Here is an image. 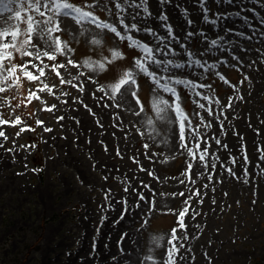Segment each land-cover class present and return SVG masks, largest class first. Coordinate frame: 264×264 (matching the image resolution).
<instances>
[{
	"label": "rangeland",
	"instance_id": "1",
	"mask_svg": "<svg viewBox=\"0 0 264 264\" xmlns=\"http://www.w3.org/2000/svg\"><path fill=\"white\" fill-rule=\"evenodd\" d=\"M95 2L89 10L122 33L121 17L164 37L162 44L133 33L163 48L158 59L183 65L150 70L206 87L173 85L187 116L182 141L174 107L161 114L154 107L174 97L143 74L139 103L130 91L110 97L107 86L141 55L114 33L62 18L56 35L71 51L55 60L16 55L13 63L46 67L38 81L22 78L0 92V118L10 121L0 124L7 136L0 137V264H166L173 244L175 264H264V0H148L151 16L122 12L117 0ZM13 16L0 12V24L17 23ZM165 24L177 39H168ZM112 50L124 58L106 70L84 65ZM45 84L51 91H40Z\"/></svg>",
	"mask_w": 264,
	"mask_h": 264
},
{
	"label": "snow or ice",
	"instance_id": "2",
	"mask_svg": "<svg viewBox=\"0 0 264 264\" xmlns=\"http://www.w3.org/2000/svg\"><path fill=\"white\" fill-rule=\"evenodd\" d=\"M160 3H165L167 0H159ZM16 4L17 7L14 10L12 5ZM98 4L95 2L92 4L77 5L71 0H0V12H13L14 16L11 19L17 21V23L11 25L10 27H5L0 24V92L7 91V87H17L21 85L22 78H26L29 81H38L41 76L45 75L46 66H37L28 60L21 64L13 63L16 55L21 57H29L39 60L41 55L47 57L49 60H55L56 54H63L65 51H71L68 47L67 42L63 41L57 33H61L64 29L61 27L62 18H68L75 22L77 26H83L84 24L94 25L96 28L101 30H108L114 33L120 40L127 41L130 48L136 49L141 55L134 58L133 68L125 69L122 74L119 75L117 80L107 87L110 90V97L115 99L117 96L123 98L126 92L131 93V96L136 98V102L139 103V98L137 92L139 89V84L137 82V76L143 74L149 78L157 88L162 89L164 92L170 93L174 97L173 105H169L167 100H158L154 107L158 114L164 113L168 107H174L176 115L179 117L180 122V138L183 141L185 139V121L187 116L180 106V97L177 93L176 87L173 85H183L187 88L195 90L197 87H206L204 84H197L193 80L189 79H174L171 76L165 77L158 75L155 70H150L152 65L160 68L163 65L162 71L166 72L168 67L174 66L180 68L182 64H173L172 60H160L157 58L158 53H163V48L156 47L155 49L151 47L148 43L143 42L141 39L136 38L133 33L143 31L153 37H155L162 44L164 42V37H160L151 28L141 29L138 27L137 23L133 22L131 24H126L124 18L121 17L119 23L123 26V33L118 30L114 24H110L100 17H98L94 11L89 9H94ZM116 7L122 11L126 12L128 8L142 9V11L147 15L151 16V12L148 8V0H117ZM207 12V9H204ZM33 13V14H30ZM139 13H135L131 16L133 21L136 20V16ZM185 15H187L185 13ZM39 17L37 19L36 17ZM162 21H167L168 17L161 14L159 17ZM207 20V17H205ZM189 24L192 21H188ZM211 23L215 24L216 21L213 20ZM23 25V27H21ZM166 31L168 33V39H177L172 31V26L165 24ZM189 37L193 35L192 33L187 34ZM34 39L44 41L50 50L41 51L37 50L38 45L34 43ZM222 39V38H221ZM94 44H100V40H94ZM213 46L219 45L220 40L214 39L211 41ZM31 49V50H29ZM171 51V50H170ZM190 55V54H189ZM123 54L119 50L111 51V58L104 57L103 60H85L84 65L88 68L94 70H106V65L115 62L118 59H123ZM68 63H73L72 60H68ZM195 64H200V61H194ZM29 65L37 69L38 75L29 71ZM203 66V65H201ZM63 64L53 65L52 68L56 71V75H59L57 69L63 68ZM215 64L208 65V68H215ZM222 80L225 79L223 76L220 77ZM163 81V82H162ZM65 81L61 80V83ZM225 82H227L225 80ZM7 85V87L3 86ZM51 91V88L45 84L40 89V91ZM103 90V88L101 89ZM108 94V93H106ZM30 95L35 96V93ZM199 95V93H197ZM37 99L39 97H36ZM207 99L208 97H204ZM163 105L164 107H161ZM119 107V105H117ZM204 107V105H200ZM141 110H143L141 108ZM20 118L17 117L12 124H19ZM10 121L0 118V124H8ZM39 123V121H38ZM190 128V122L188 124ZM22 131L24 129H21ZM0 137L7 139V136L3 131H0ZM219 143V141H217ZM2 146V145H0ZM187 147V145H184ZM197 148L200 147L199 144L196 145ZM189 153L195 158V153L191 148L188 149ZM207 155V149L199 155V159L203 161ZM191 167V165H189ZM231 172V169H228ZM182 195V194H181ZM143 199V197H141ZM187 209H184L179 213L180 217V227H185L183 223V217L185 216ZM176 229L172 230L171 240H177ZM171 242V241H170ZM179 252V248L173 244L172 248L168 252V261L166 264H175V255Z\"/></svg>",
	"mask_w": 264,
	"mask_h": 264
}]
</instances>
